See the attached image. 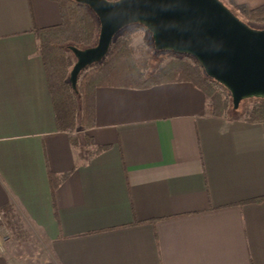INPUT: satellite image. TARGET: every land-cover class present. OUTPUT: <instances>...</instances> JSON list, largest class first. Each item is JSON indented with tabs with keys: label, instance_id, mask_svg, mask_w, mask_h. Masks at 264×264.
I'll return each mask as SVG.
<instances>
[{
	"label": "crops",
	"instance_id": "obj_1",
	"mask_svg": "<svg viewBox=\"0 0 264 264\" xmlns=\"http://www.w3.org/2000/svg\"><path fill=\"white\" fill-rule=\"evenodd\" d=\"M61 22L0 0V264H264V122L180 81L99 86L72 131L38 37Z\"/></svg>",
	"mask_w": 264,
	"mask_h": 264
},
{
	"label": "water",
	"instance_id": "obj_2",
	"mask_svg": "<svg viewBox=\"0 0 264 264\" xmlns=\"http://www.w3.org/2000/svg\"><path fill=\"white\" fill-rule=\"evenodd\" d=\"M100 21L95 46H69L76 57L69 80L77 90L81 72L102 62L115 36L139 24L155 48L193 55L206 74L230 91L238 109L244 100L264 98V28L238 17L222 0H76Z\"/></svg>",
	"mask_w": 264,
	"mask_h": 264
},
{
	"label": "trees",
	"instance_id": "obj_3",
	"mask_svg": "<svg viewBox=\"0 0 264 264\" xmlns=\"http://www.w3.org/2000/svg\"><path fill=\"white\" fill-rule=\"evenodd\" d=\"M61 9L62 22L39 31L38 37L50 78L54 98L58 101V118L71 121L72 131L77 127V97L82 98V124H91L94 113L93 92L99 86L133 85L148 88L153 85L187 81L199 87L208 99L210 110L216 115L228 114L233 107L230 91L209 77L200 62L190 54L166 51L163 60L149 71L147 56L140 55L129 34H117L107 57L96 67L81 72L77 90L70 80L69 46L88 48L95 46L100 33V21L86 4L76 0H56ZM238 17L255 28H264V4L250 8L235 0H222ZM252 107L245 117L248 121L264 122V98H251ZM55 188V185L54 187ZM264 197L255 201H263Z\"/></svg>",
	"mask_w": 264,
	"mask_h": 264
},
{
	"label": "rangeland",
	"instance_id": "obj_4",
	"mask_svg": "<svg viewBox=\"0 0 264 264\" xmlns=\"http://www.w3.org/2000/svg\"><path fill=\"white\" fill-rule=\"evenodd\" d=\"M118 34H120V35L129 34L131 36V38H133L134 46L136 48V51L140 55L147 56L148 59H149V62H150L149 71H153L155 68H157V66L161 63V61L168 60L170 58L166 51H160V50H157L155 48L154 41H153V38H152V34L142 25H139V24L128 25L124 29H122ZM68 57H69V63H70L71 69H72L74 63L76 62V57H75V55L73 54V52L70 49L68 51ZM97 64H94V65H92L90 67H87L83 71L90 70V69L96 67ZM71 69H70V71H71ZM77 98H78V100H80L79 99L80 98L79 95H78ZM251 107H252L251 101L244 100L241 103V105H240V107H239V109H238V111L236 113L234 111H232V109H230V111H228V113L230 115H240V114H242V115L245 116L247 111ZM80 125H82V123ZM5 234H7V233H5ZM11 235H12V233H11ZM25 235L26 234L18 232L16 236H13V238H15V240H17L20 237L22 238ZM26 238H27V235H26ZM22 241H24V240H22Z\"/></svg>",
	"mask_w": 264,
	"mask_h": 264
},
{
	"label": "built area",
	"instance_id": "obj_5",
	"mask_svg": "<svg viewBox=\"0 0 264 264\" xmlns=\"http://www.w3.org/2000/svg\"><path fill=\"white\" fill-rule=\"evenodd\" d=\"M7 219V212L5 209H0V226L6 222ZM5 236L3 237L0 233V256L4 253V239L7 238V234H4Z\"/></svg>",
	"mask_w": 264,
	"mask_h": 264
}]
</instances>
